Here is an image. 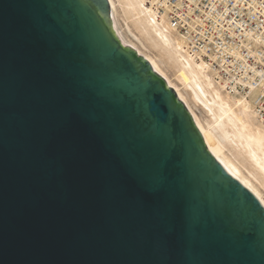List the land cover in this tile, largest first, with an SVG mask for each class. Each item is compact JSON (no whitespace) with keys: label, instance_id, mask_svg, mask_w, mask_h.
<instances>
[{"label":"water","instance_id":"water-1","mask_svg":"<svg viewBox=\"0 0 264 264\" xmlns=\"http://www.w3.org/2000/svg\"><path fill=\"white\" fill-rule=\"evenodd\" d=\"M0 264H264V207L107 0H0Z\"/></svg>","mask_w":264,"mask_h":264},{"label":"bare ground","instance_id":"bare-ground-1","mask_svg":"<svg viewBox=\"0 0 264 264\" xmlns=\"http://www.w3.org/2000/svg\"><path fill=\"white\" fill-rule=\"evenodd\" d=\"M107 1L120 40L127 48L148 61L153 71L174 91L200 132L207 150L264 207V196L259 190V186H264V122L257 119L250 98L226 91L223 84L215 78L213 68L204 60L195 59L184 48L182 37L171 26L165 13L157 15L145 5V0ZM117 9L124 16L125 29H118L115 17ZM128 23L136 33L132 32ZM123 30L126 32L125 38ZM149 49L157 53L161 58L160 62L164 61L175 71L174 79L177 84L165 74L156 56L148 54ZM190 102L202 103L206 108L205 113H209L210 121L207 119L208 122L204 124L193 111L194 107ZM225 143H234L239 154L248 157L250 166L261 172L260 181L250 171L248 174H251V179L247 174L248 177L245 176L240 165L229 158L222 151L223 148H219L218 145L224 146Z\"/></svg>","mask_w":264,"mask_h":264},{"label":"built area","instance_id":"built-area-1","mask_svg":"<svg viewBox=\"0 0 264 264\" xmlns=\"http://www.w3.org/2000/svg\"><path fill=\"white\" fill-rule=\"evenodd\" d=\"M165 13L184 48L231 94L250 98L264 122V0H145Z\"/></svg>","mask_w":264,"mask_h":264},{"label":"rangeland","instance_id":"rangeland-1","mask_svg":"<svg viewBox=\"0 0 264 264\" xmlns=\"http://www.w3.org/2000/svg\"><path fill=\"white\" fill-rule=\"evenodd\" d=\"M121 11L119 10V9H117V12H116V15H115V17H116V20H117V23H118V29L119 30H121V28L123 29H125V22L123 21V20H125L124 19V16H123V14L122 13H120ZM129 24V27L131 28V30H132V32H134V33H136L135 32V30H133L132 28V26L130 25V23H128ZM123 32H124V34H122L123 36H124V38H125V34H126V32H125V30H123ZM144 44H145V42H144ZM148 48V47H147ZM146 53H148V52H146ZM149 55H153V56H156V59L158 60V62H159V64H160V67H162V70L165 72V74L169 77V78H171L175 83H176V81H175V79H174V77H175V71L172 69V68H170V67H168V65L164 62V61H161L160 62V59H159V57H158V55H157V53H155V51L153 50V49H149V53H148ZM155 54V55H154ZM163 60V59H162ZM166 64V65H165ZM165 66V67H164ZM177 84V83H176ZM180 86V85H179ZM191 103V102H190ZM191 105H192V107H194V109H193V111L195 112V114L201 119V121L205 124V123H207L208 121H210V116H209V113H208V115H207V112L205 113V111H206V108L204 107V105L202 104V103H200V102H198V104L197 103H195V104H193V103H191ZM203 105V106H202ZM209 117V118H208ZM207 119H209L208 121H207ZM206 120V121H205ZM211 134V133H210ZM212 135V134H211ZM217 144V143H216ZM233 144V145H232ZM219 146V148L220 149H224V150H222L229 158H231L235 163H238L239 165H240V167L242 168V172L244 173V175L245 176H249V178L251 179V174L249 175L248 173V171H250V173H252L253 175H254V177H255V179L257 180L258 179V181H260L259 179L260 178H262V175H261V172H259L257 169H255V168H253L252 166H250L251 164H250V162H249V159H247L248 157H246L245 155H243V156H241V154H239V152L237 151V149L234 147V143H225L224 144V146H221V145H218ZM235 148V149H234ZM232 151V152H231ZM236 151L238 152V154L236 153ZM232 155V156H231ZM235 155V156H234ZM249 169H251V170H249ZM254 171V172H253ZM256 172V173H255ZM247 174V175H246ZM252 175V176H253ZM260 175H261V177H260ZM247 176V177H248ZM252 179H253V177H252ZM262 180V179H261ZM254 181V180H253ZM264 186H259V190H260V192L262 193V196H264Z\"/></svg>","mask_w":264,"mask_h":264}]
</instances>
